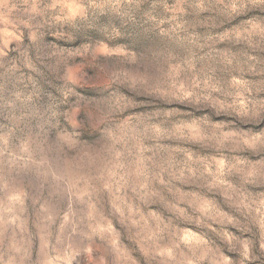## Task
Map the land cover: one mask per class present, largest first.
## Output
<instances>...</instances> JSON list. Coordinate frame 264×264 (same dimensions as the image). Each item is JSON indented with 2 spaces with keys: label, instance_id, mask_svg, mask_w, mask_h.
Returning <instances> with one entry per match:
<instances>
[{
  "label": "rangeland",
  "instance_id": "1",
  "mask_svg": "<svg viewBox=\"0 0 264 264\" xmlns=\"http://www.w3.org/2000/svg\"><path fill=\"white\" fill-rule=\"evenodd\" d=\"M0 264H264V0H0Z\"/></svg>",
  "mask_w": 264,
  "mask_h": 264
}]
</instances>
